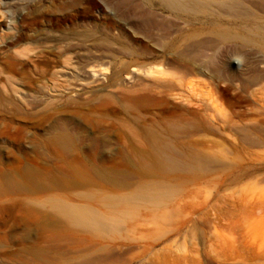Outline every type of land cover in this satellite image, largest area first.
Segmentation results:
<instances>
[{
  "label": "rangeland",
  "instance_id": "rangeland-1",
  "mask_svg": "<svg viewBox=\"0 0 264 264\" xmlns=\"http://www.w3.org/2000/svg\"><path fill=\"white\" fill-rule=\"evenodd\" d=\"M72 1L0 0V204L57 211L72 264H264V0H88L87 23L58 29L47 17ZM85 25L66 57L63 36ZM147 92L170 103L145 110ZM150 127L184 152L180 166L118 154ZM32 170L56 180L32 184ZM69 206L112 226H79Z\"/></svg>",
  "mask_w": 264,
  "mask_h": 264
},
{
  "label": "bare ground",
  "instance_id": "bare-ground-1",
  "mask_svg": "<svg viewBox=\"0 0 264 264\" xmlns=\"http://www.w3.org/2000/svg\"><path fill=\"white\" fill-rule=\"evenodd\" d=\"M231 1L163 0L165 8L168 9L210 10L214 3H218L216 5L218 8V5H228L227 7L231 6L233 9L237 8L242 3L241 2L238 5ZM237 2L239 3L240 1L237 0ZM70 3L69 7L73 9L72 12L71 9L70 12L65 13L67 6L65 5L66 7H64V5H60L57 8H52L53 10H51L49 14L50 16L47 17L51 23L53 22L56 24L58 29L63 28L70 19L73 21L77 20V22L79 20L87 23L88 0H74ZM67 29L69 30L68 27ZM63 38L67 40L65 46L66 51H64L67 57V53L70 52L76 41L88 40L87 26L85 25L81 32L75 34L70 32L68 35L63 36ZM165 96L164 93L156 95L152 94V92H147V94L143 93V95L137 99V102L145 110L150 111L152 109L154 110V108L159 105L169 102ZM77 112L80 114L83 113L84 118L89 122L88 117H85L86 114L83 112L81 106H78ZM155 114L156 112L152 111V115H154L153 117L156 116ZM93 127L97 129L100 125L93 124ZM182 127L183 124L177 119L170 125V131L175 135L180 132ZM147 131L148 138L145 143H142L145 145H140V143L137 142L127 143L126 148L119 149L118 154L132 155L140 158L147 157L150 159L161 157L163 160L160 161V164L165 168L180 166L182 164L181 157L184 152L178 149L173 143L165 141L163 137L153 129V127H150ZM120 140L126 144L121 137ZM52 142L57 144L58 150L61 152H69L73 147L72 139L66 133L54 135ZM198 159L205 166L210 163V160L207 157L204 158L199 156ZM28 174L32 184L45 185L54 179L56 180V176L53 177L52 175L40 173L36 170L30 171ZM3 190L5 189L0 188V191ZM57 213L58 212L49 205L36 200L16 204H0V264H72L70 241L73 237V228L71 224L61 221L58 218ZM61 213L68 219L72 220L75 224L92 230L106 231L112 226L96 219L94 216L88 214L87 211L74 207H62Z\"/></svg>",
  "mask_w": 264,
  "mask_h": 264
},
{
  "label": "clouds",
  "instance_id": "clouds-1",
  "mask_svg": "<svg viewBox=\"0 0 264 264\" xmlns=\"http://www.w3.org/2000/svg\"><path fill=\"white\" fill-rule=\"evenodd\" d=\"M236 62V61H235Z\"/></svg>",
  "mask_w": 264,
  "mask_h": 264
}]
</instances>
